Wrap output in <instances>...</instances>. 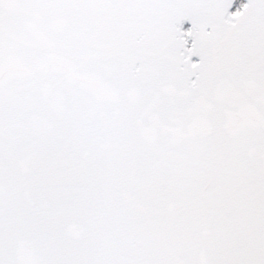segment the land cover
<instances>
[{
	"label": "snow or ice",
	"instance_id": "obj_1",
	"mask_svg": "<svg viewBox=\"0 0 264 264\" xmlns=\"http://www.w3.org/2000/svg\"><path fill=\"white\" fill-rule=\"evenodd\" d=\"M0 264H264V0H0Z\"/></svg>",
	"mask_w": 264,
	"mask_h": 264
}]
</instances>
